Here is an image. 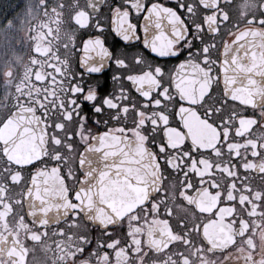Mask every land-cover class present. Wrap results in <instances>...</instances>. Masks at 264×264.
<instances>
[{
  "label": "flooded vegetation",
  "instance_id": "af4514ba",
  "mask_svg": "<svg viewBox=\"0 0 264 264\" xmlns=\"http://www.w3.org/2000/svg\"><path fill=\"white\" fill-rule=\"evenodd\" d=\"M20 5L10 66L0 75V127L19 108L34 121L24 158L9 157L0 138V264H264V83L248 99L223 76L264 75V0ZM129 17L148 24L158 51L190 42L191 55L157 74L152 57L110 52L114 24L125 34ZM242 35L258 37L260 55L248 58V71H223L226 47L256 44ZM121 57L126 66L112 63ZM109 66L105 99L95 91L103 77L91 73ZM83 83L100 104L89 119L78 107ZM106 136L145 147L150 161L105 163L102 154L120 153L97 144ZM87 151L97 187L102 173L117 180L125 170V187L136 190L143 166L154 164L155 192L113 223L87 220L75 208Z\"/></svg>",
  "mask_w": 264,
  "mask_h": 264
},
{
  "label": "water",
  "instance_id": "95a60500",
  "mask_svg": "<svg viewBox=\"0 0 264 264\" xmlns=\"http://www.w3.org/2000/svg\"><path fill=\"white\" fill-rule=\"evenodd\" d=\"M248 35H242L241 38L247 42L248 40L255 41V45H240L228 46L225 48L222 70L231 72L239 70V66L242 67L243 71H248L251 62H248V58H253L260 55L258 46V37L245 38ZM236 43V42H235ZM241 59H236V57ZM229 84L233 81H237V86H232L236 90H247L242 97L250 99L254 95L259 84L264 83V75H223ZM255 88L251 90V88ZM250 89V91H249ZM32 116L23 108L15 110L1 125L0 127V138L3 142L5 153L15 159L24 158V144L26 132L32 127ZM34 121V120H33ZM13 131V135L11 132ZM14 136V138H13ZM100 146H118V154L114 152H105L102 154L100 160L105 163H116L125 162V166L130 161H136L142 159L144 164H147L151 159V153L140 145L130 144V142L121 140V138L104 137L97 141ZM142 149V153H141ZM99 150V149H98ZM126 150V151H125ZM121 152H127L126 156ZM89 151L86 152L83 161V172L84 178L79 184L75 198L77 199V208L80 210L85 218L92 221L94 224L105 225L117 221L121 218L128 210L134 206L143 203L149 198L156 190V166L153 170V165L149 164L143 166L141 173V186L136 190L126 188L124 185V178L127 177L128 173L125 170L118 176L117 180L109 178L108 171L101 175L105 177L104 187H97L96 179L93 184V179L96 174L89 166ZM109 166H106L108 168ZM128 168V167H127ZM127 170V169H126ZM159 174V173H158ZM109 175V176H108Z\"/></svg>",
  "mask_w": 264,
  "mask_h": 264
},
{
  "label": "snow or ice",
  "instance_id": "6c2138e0",
  "mask_svg": "<svg viewBox=\"0 0 264 264\" xmlns=\"http://www.w3.org/2000/svg\"><path fill=\"white\" fill-rule=\"evenodd\" d=\"M134 10L137 11V15H141V5L140 4H131ZM151 7L155 8V5ZM143 8H149L148 4H144ZM143 21L152 22V15L149 13H144L142 17ZM158 22V21H157ZM123 21L121 22V27L123 26ZM128 28L130 31H127L125 34H122L114 24L113 31L111 33L110 41V52H115L118 48H121L125 51L126 55L131 56L136 62H139L144 56L152 57L158 63L156 64L157 74H162L165 69L168 67V62L177 61L179 64H184L185 61L182 60V57L191 55V49L195 47L194 43L185 42V46L179 47L180 41H175L173 43V50L168 52L158 51L154 44L149 43L148 32L150 31L148 24H133L131 17H129ZM143 36V39L141 37ZM155 39V38H154ZM183 39V37H181ZM199 49H197L198 51ZM112 63L120 65H127V60L121 57L120 59H112ZM187 71L188 69H184ZM83 75V73H82ZM92 77H103V80H97L95 83V91L107 99V90L109 88V81L112 78L111 67H103L97 71L91 73ZM179 88V84L176 85ZM79 98L80 104L79 109L81 112L85 113V119H89L87 112H95L100 110V104L95 101L93 93L89 91V85L87 83L81 84L79 87ZM79 114V113H78ZM71 135V134H70Z\"/></svg>",
  "mask_w": 264,
  "mask_h": 264
},
{
  "label": "rangeland",
  "instance_id": "374dc122",
  "mask_svg": "<svg viewBox=\"0 0 264 264\" xmlns=\"http://www.w3.org/2000/svg\"><path fill=\"white\" fill-rule=\"evenodd\" d=\"M22 14L20 0H0V75L3 69L10 66L13 47L11 41L14 39Z\"/></svg>",
  "mask_w": 264,
  "mask_h": 264
}]
</instances>
